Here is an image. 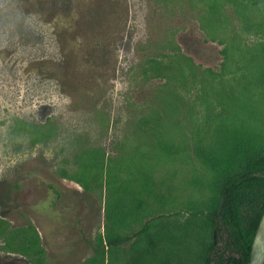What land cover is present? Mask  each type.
Returning a JSON list of instances; mask_svg holds the SVG:
<instances>
[{
	"label": "rangeland",
	"instance_id": "1",
	"mask_svg": "<svg viewBox=\"0 0 264 264\" xmlns=\"http://www.w3.org/2000/svg\"><path fill=\"white\" fill-rule=\"evenodd\" d=\"M261 154L264 0H0V264H204Z\"/></svg>",
	"mask_w": 264,
	"mask_h": 264
},
{
	"label": "trees",
	"instance_id": "2",
	"mask_svg": "<svg viewBox=\"0 0 264 264\" xmlns=\"http://www.w3.org/2000/svg\"><path fill=\"white\" fill-rule=\"evenodd\" d=\"M264 154L250 159L242 169L225 175L218 197L209 209L191 210L194 216L204 217L214 228V237L205 255L204 264H248L254 236L264 211ZM223 200V202H222ZM149 230L146 224L141 232ZM24 236L22 252L28 253L38 241V231ZM220 235V240L216 238ZM130 237L113 236L107 246L119 247ZM102 241V245L104 240ZM101 244H98V252ZM90 263L86 261L85 264Z\"/></svg>",
	"mask_w": 264,
	"mask_h": 264
},
{
	"label": "water",
	"instance_id": "3",
	"mask_svg": "<svg viewBox=\"0 0 264 264\" xmlns=\"http://www.w3.org/2000/svg\"><path fill=\"white\" fill-rule=\"evenodd\" d=\"M258 175L264 177V172ZM248 264H264V211L254 236Z\"/></svg>",
	"mask_w": 264,
	"mask_h": 264
}]
</instances>
